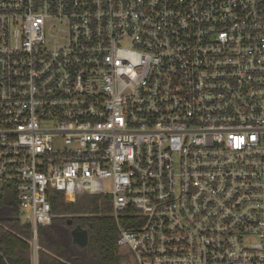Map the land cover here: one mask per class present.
Wrapping results in <instances>:
<instances>
[{
    "label": "built area",
    "instance_id": "1",
    "mask_svg": "<svg viewBox=\"0 0 264 264\" xmlns=\"http://www.w3.org/2000/svg\"><path fill=\"white\" fill-rule=\"evenodd\" d=\"M5 190L35 258L53 190L131 264H264V0H0Z\"/></svg>",
    "mask_w": 264,
    "mask_h": 264
},
{
    "label": "trees",
    "instance_id": "2",
    "mask_svg": "<svg viewBox=\"0 0 264 264\" xmlns=\"http://www.w3.org/2000/svg\"><path fill=\"white\" fill-rule=\"evenodd\" d=\"M49 200L55 217L49 225L37 228L36 264H121L117 221L106 196L82 195L66 201L61 192L51 190ZM135 218L131 211L119 223L131 227ZM76 226L87 231L83 247L72 241L70 232ZM31 238V226L20 223L14 193L1 192L0 264H32Z\"/></svg>",
    "mask_w": 264,
    "mask_h": 264
},
{
    "label": "water",
    "instance_id": "3",
    "mask_svg": "<svg viewBox=\"0 0 264 264\" xmlns=\"http://www.w3.org/2000/svg\"><path fill=\"white\" fill-rule=\"evenodd\" d=\"M70 223L71 221L68 220V224ZM70 234H71L73 243H75L76 245L83 247L87 244L88 234L85 229H82L81 227L76 226L71 230Z\"/></svg>",
    "mask_w": 264,
    "mask_h": 264
},
{
    "label": "rangeland",
    "instance_id": "4",
    "mask_svg": "<svg viewBox=\"0 0 264 264\" xmlns=\"http://www.w3.org/2000/svg\"><path fill=\"white\" fill-rule=\"evenodd\" d=\"M105 189L106 190L110 189L109 182H107ZM104 196H106L108 198V200H109V203H110V214L112 215V206H111V197L112 196H111V194L104 195ZM35 252H36V250L34 248H32V264H36ZM119 254L121 256V264H131L132 259H131V257L128 254H126L123 250L121 252L119 251Z\"/></svg>",
    "mask_w": 264,
    "mask_h": 264
},
{
    "label": "crops",
    "instance_id": "5",
    "mask_svg": "<svg viewBox=\"0 0 264 264\" xmlns=\"http://www.w3.org/2000/svg\"><path fill=\"white\" fill-rule=\"evenodd\" d=\"M66 200V199H65ZM67 201V200H66Z\"/></svg>",
    "mask_w": 264,
    "mask_h": 264
}]
</instances>
